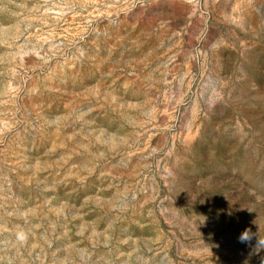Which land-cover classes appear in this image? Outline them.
Segmentation results:
<instances>
[{"label":"rangeland","instance_id":"obj_1","mask_svg":"<svg viewBox=\"0 0 264 264\" xmlns=\"http://www.w3.org/2000/svg\"><path fill=\"white\" fill-rule=\"evenodd\" d=\"M0 264H264V0H0Z\"/></svg>","mask_w":264,"mask_h":264},{"label":"clouds","instance_id":"obj_2","mask_svg":"<svg viewBox=\"0 0 264 264\" xmlns=\"http://www.w3.org/2000/svg\"><path fill=\"white\" fill-rule=\"evenodd\" d=\"M246 233H243L242 236H241V239L244 240V239H247V236H246ZM16 239L17 241H19L20 243H24L27 241L28 239V236L27 234L24 232V231H19L17 234H16Z\"/></svg>","mask_w":264,"mask_h":264}]
</instances>
